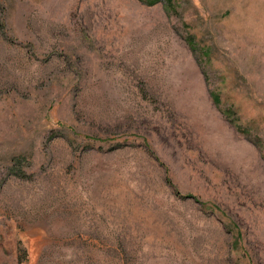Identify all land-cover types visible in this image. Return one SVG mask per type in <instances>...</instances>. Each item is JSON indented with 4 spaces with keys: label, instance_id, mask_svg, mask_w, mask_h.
<instances>
[{
    "label": "rangeland",
    "instance_id": "rangeland-1",
    "mask_svg": "<svg viewBox=\"0 0 264 264\" xmlns=\"http://www.w3.org/2000/svg\"><path fill=\"white\" fill-rule=\"evenodd\" d=\"M174 2L0 0V264H264V0Z\"/></svg>",
    "mask_w": 264,
    "mask_h": 264
},
{
    "label": "trees",
    "instance_id": "trees-1",
    "mask_svg": "<svg viewBox=\"0 0 264 264\" xmlns=\"http://www.w3.org/2000/svg\"><path fill=\"white\" fill-rule=\"evenodd\" d=\"M140 1H142V2H144L146 4H148V5L156 4V3H159V2H164L165 1V5H166V7L168 9L174 10L176 8V3L174 2V0H140ZM211 95L213 96V99H214L215 103L217 105H220V103H221V97L219 95H216L214 92H211ZM234 114L235 113L233 112V109L232 108L225 109V111H224V115H226V117L229 120V122H231L232 124H234L238 128L239 131H241L246 136H248V133L249 132L246 130V128L243 129L241 127V124H240L241 122H239L240 120L238 121L234 117ZM250 137L252 138L253 136H250ZM254 138H257V137H253L252 139H254ZM256 140L258 142H260L258 138Z\"/></svg>",
    "mask_w": 264,
    "mask_h": 264
}]
</instances>
